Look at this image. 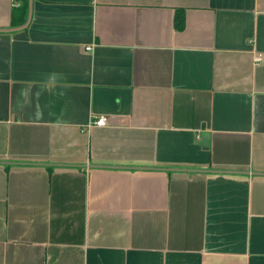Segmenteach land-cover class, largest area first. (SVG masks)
Here are the masks:
<instances>
[{
	"label": "crops",
	"instance_id": "obj_1",
	"mask_svg": "<svg viewBox=\"0 0 264 264\" xmlns=\"http://www.w3.org/2000/svg\"><path fill=\"white\" fill-rule=\"evenodd\" d=\"M0 264H264V0H0Z\"/></svg>",
	"mask_w": 264,
	"mask_h": 264
},
{
	"label": "built area",
	"instance_id": "obj_2",
	"mask_svg": "<svg viewBox=\"0 0 264 264\" xmlns=\"http://www.w3.org/2000/svg\"><path fill=\"white\" fill-rule=\"evenodd\" d=\"M104 124L105 119L103 117H99L93 123H91V126H103Z\"/></svg>",
	"mask_w": 264,
	"mask_h": 264
},
{
	"label": "water",
	"instance_id": "obj_3",
	"mask_svg": "<svg viewBox=\"0 0 264 264\" xmlns=\"http://www.w3.org/2000/svg\"><path fill=\"white\" fill-rule=\"evenodd\" d=\"M208 144H209L208 137L205 136L204 137V140L202 142V145H203L204 148H207L208 147Z\"/></svg>",
	"mask_w": 264,
	"mask_h": 264
}]
</instances>
